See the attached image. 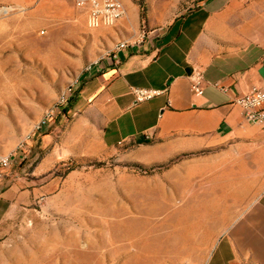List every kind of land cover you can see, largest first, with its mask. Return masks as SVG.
<instances>
[{"label":"rangeland","instance_id":"rangeland-1","mask_svg":"<svg viewBox=\"0 0 264 264\" xmlns=\"http://www.w3.org/2000/svg\"><path fill=\"white\" fill-rule=\"evenodd\" d=\"M131 1L145 16L137 36L111 43L103 34L94 46L92 33L118 30L127 9L114 27L85 22L75 36L60 24L52 38L38 0H0V264H206L213 251L219 232L202 215L216 208L207 197L217 187V146L154 152L165 138L151 136L59 155L60 142L27 141L90 63L149 32L145 0Z\"/></svg>","mask_w":264,"mask_h":264},{"label":"crops","instance_id":"crops-1","mask_svg":"<svg viewBox=\"0 0 264 264\" xmlns=\"http://www.w3.org/2000/svg\"><path fill=\"white\" fill-rule=\"evenodd\" d=\"M38 1L54 28L52 38L60 24L80 35L77 26L84 28L86 17L76 13L75 0ZM122 1L128 20L118 30L92 33L91 45L103 43V34L111 43L137 36L141 10ZM145 3L147 36L119 51V63L106 58L103 72L82 73L67 116L38 138L60 142L53 151L59 155L96 154L151 136L165 138L154 152L217 146V187L207 197L216 208H203L202 216L219 235L206 264H264V128L247 121L236 102L264 87V0ZM195 69L204 77L200 96L192 89ZM133 87L167 92L136 104Z\"/></svg>","mask_w":264,"mask_h":264},{"label":"built area","instance_id":"built-area-1","mask_svg":"<svg viewBox=\"0 0 264 264\" xmlns=\"http://www.w3.org/2000/svg\"><path fill=\"white\" fill-rule=\"evenodd\" d=\"M75 7L84 13L86 24L91 30L114 27L127 14L126 8L120 0H75ZM42 33L44 34V32ZM141 34V38L138 41H122L117 43L108 58H111L113 63H119L118 52L130 46L140 44L141 40L147 36V32L143 31ZM103 70V59H98L90 63L83 73L91 75L93 73H101ZM191 83L194 93L199 96L202 95L204 91V77L200 69L193 71ZM216 86L219 87L218 84ZM81 88L82 80L78 77L60 94L56 103L45 112L41 120L35 125L34 130L27 137V141L40 137L44 131L56 124L59 117L67 116L70 105L79 94ZM220 88L223 92H228V89L224 87ZM131 92L134 96L135 103L141 104L160 97L167 91L155 88L133 87ZM236 102L245 109L247 121L259 124L264 128V87L253 88L249 93L238 97ZM19 148L22 151L27 150L25 143H22ZM10 166L11 157H7L1 161V167L3 169H7Z\"/></svg>","mask_w":264,"mask_h":264},{"label":"bare ground","instance_id":"bare-ground-1","mask_svg":"<svg viewBox=\"0 0 264 264\" xmlns=\"http://www.w3.org/2000/svg\"><path fill=\"white\" fill-rule=\"evenodd\" d=\"M140 234H142L143 236H145L146 235V233H145V231L144 230H140V231H138V235H140ZM116 238H121V237H119L118 235L116 236ZM142 239V237H140V239H138V240H141ZM144 240V239H143Z\"/></svg>","mask_w":264,"mask_h":264},{"label":"trees","instance_id":"trees-1","mask_svg":"<svg viewBox=\"0 0 264 264\" xmlns=\"http://www.w3.org/2000/svg\"><path fill=\"white\" fill-rule=\"evenodd\" d=\"M141 18H142V21H145V16H144V13L141 15Z\"/></svg>","mask_w":264,"mask_h":264}]
</instances>
